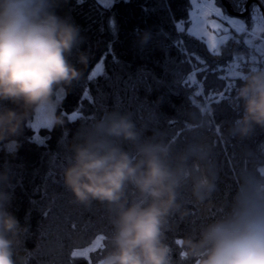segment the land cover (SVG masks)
Instances as JSON below:
<instances>
[{
  "label": "trees",
  "instance_id": "16d2710c",
  "mask_svg": "<svg viewBox=\"0 0 264 264\" xmlns=\"http://www.w3.org/2000/svg\"><path fill=\"white\" fill-rule=\"evenodd\" d=\"M191 10L0 0V264H264V54Z\"/></svg>",
  "mask_w": 264,
  "mask_h": 264
},
{
  "label": "rangeland",
  "instance_id": "374dc122",
  "mask_svg": "<svg viewBox=\"0 0 264 264\" xmlns=\"http://www.w3.org/2000/svg\"><path fill=\"white\" fill-rule=\"evenodd\" d=\"M192 3V10H191V23L188 26V31L202 39L203 41L208 43L207 46L213 47L217 43L221 44L223 41H225V36H214L212 39H209V35H212L216 30V25L218 23V18L216 16H224L228 20H233L234 22H238L239 19L234 18L232 16H228L225 14L222 9L215 5L214 0H190ZM196 3L198 4L199 8H203L200 14L196 15ZM256 14L253 16V20H255L254 26L251 28V32L245 30L242 28V26L238 27L239 32L245 31L247 32V35L249 34H256L257 36H250L254 37L255 39L264 38L263 31L261 29L262 23L261 20H264V11H262V14L259 12H255ZM263 15V16H262ZM255 17V18H254ZM215 25V26H214ZM254 41V40H253ZM208 48V47H207ZM219 50V49H218ZM216 53V52H213ZM61 97V94L59 92L56 93V98L54 101H47L44 100L41 102L39 107L36 110L34 120L32 121L33 126H37L39 124H49L51 121V115L54 110L55 102H57ZM93 246H89L83 249L76 250L77 254L81 255H87L88 252L92 249Z\"/></svg>",
  "mask_w": 264,
  "mask_h": 264
},
{
  "label": "crops",
  "instance_id": "0c3cea01",
  "mask_svg": "<svg viewBox=\"0 0 264 264\" xmlns=\"http://www.w3.org/2000/svg\"><path fill=\"white\" fill-rule=\"evenodd\" d=\"M198 2V0H196ZM199 4V2H198ZM198 4L196 3L197 7H196V15L200 14L201 11L203 10V8H199ZM200 5V4H199ZM201 6V5H200ZM192 13V12H191ZM219 20H218V23L216 25V28L218 30H216V32H214L212 35H209V39H212V37L214 36H225V41L230 37L231 35V29H236L238 30V27L242 26L241 24H239V22H234L233 20H228L226 19L224 16H216ZM191 14H190V21H189V24L191 23ZM215 26V25H214ZM243 28V27H242ZM239 31V30H238ZM191 33V32H190ZM193 34V33H191ZM194 35V34H193ZM196 36V35H194ZM250 36H257L256 34H249L247 35L244 40H245V43L247 45H249L250 47H252L254 49L255 52L259 53V54H264V38H259L258 39H255L254 37H250ZM197 37V36H196ZM199 38V37H198ZM254 40V41H253ZM225 41H223L222 43H224ZM205 42V41H204ZM206 43V42H205ZM221 43V44H222ZM221 44H216L215 46L213 47H208L209 51L211 52H217L220 45ZM208 45V43L206 44Z\"/></svg>",
  "mask_w": 264,
  "mask_h": 264
},
{
  "label": "water",
  "instance_id": "95a60500",
  "mask_svg": "<svg viewBox=\"0 0 264 264\" xmlns=\"http://www.w3.org/2000/svg\"><path fill=\"white\" fill-rule=\"evenodd\" d=\"M253 0H248L247 2H246V4H245V9H244V11L242 12V13H233V12H231L229 9H228V6L225 4V1L224 0H221V2L223 3V4H225V7H226V9L228 10V12L230 13V14H232V15H236V16H240V17H245V15L247 14V11H248V6H249V4H250V2H252Z\"/></svg>",
  "mask_w": 264,
  "mask_h": 264
}]
</instances>
